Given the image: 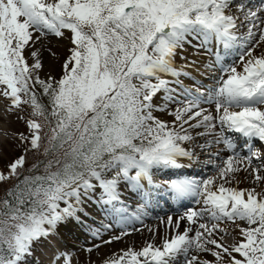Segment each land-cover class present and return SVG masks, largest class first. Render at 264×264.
Listing matches in <instances>:
<instances>
[{
	"label": "snow or ice",
	"instance_id": "snow-or-ice-1",
	"mask_svg": "<svg viewBox=\"0 0 264 264\" xmlns=\"http://www.w3.org/2000/svg\"><path fill=\"white\" fill-rule=\"evenodd\" d=\"M46 36L71 45L59 79L41 76L34 45ZM185 45L214 58L204 65L219 72L212 85L187 71L196 61L181 54ZM178 54L186 61L179 67ZM0 96L26 125L3 132L20 155L0 170V184L15 180L0 197V264H36V246L57 240L61 227L99 238L115 224L120 234L102 242L120 241L141 231L129 226L143 224L145 208L161 200L199 207L161 218L159 245V228L148 229L152 241L104 264H264V192L231 186L242 170L264 183L252 143H264V0H0ZM25 106L33 118L19 115ZM226 132L244 138L240 151ZM206 136L231 155L214 176L180 174L191 166L182 161L195 158L185 145ZM29 153L38 156L31 166ZM168 170L174 178L154 179ZM126 190L142 201L134 211ZM93 211L111 222L93 227ZM229 223L241 236L232 245L224 242ZM73 255L56 248L51 264H72Z\"/></svg>",
	"mask_w": 264,
	"mask_h": 264
},
{
	"label": "rangeland",
	"instance_id": "rangeland-1",
	"mask_svg": "<svg viewBox=\"0 0 264 264\" xmlns=\"http://www.w3.org/2000/svg\"><path fill=\"white\" fill-rule=\"evenodd\" d=\"M36 35H39V33H36ZM193 43H196V41H193ZM69 47H71V45L68 40L58 39L53 36L42 37L41 41L34 45V48H39L41 50L42 62L44 64V67L41 70L42 78H45L48 74L55 76L57 79L60 78L61 63L67 56ZM49 48L57 54L56 57L51 56L48 51ZM31 50L32 49H27L26 52H30ZM199 53L200 54H197L191 46L185 45V50L181 54L187 57V61H196L195 65L189 67L187 71H189L193 77L197 78L198 81H200L204 85H212L214 83L213 77L218 76L219 72H210L207 68L204 67V65L211 62L214 58L206 54L203 49H201ZM181 54H178L176 57V65L178 67L186 63L185 60L180 59ZM201 58H203V60ZM31 62L32 61L29 60V63ZM238 71H242V65L238 67ZM181 79H183L185 86H194L193 80L184 77H182ZM161 96H163V93L158 94V96L156 97V100L158 102L160 101ZM3 105L4 111H6V109L10 105V101L4 98L3 96H0V106ZM211 110L214 112V105L212 106ZM30 112L31 109L25 106V111L19 113V115H23L25 118H33L30 116ZM4 113L6 114H2L0 117V127H4V132L6 130L9 133L26 131V125L24 120H18L16 112ZM154 115L158 116L160 119L167 121H171L173 119V117L169 116L167 113L156 112L154 113ZM200 131H203V129H200ZM217 131H219V127L217 128ZM225 135L231 136L233 138L234 142L237 145V151H240L241 145L245 143L244 138H242L240 134L233 132H226ZM206 141L211 142L210 146L201 148L200 145L205 144L204 142ZM214 141V136H206L200 138L197 137L194 143L186 144L185 147L189 148L195 153V158L192 161L183 160L182 163L190 164L191 166L178 170L179 173L183 175L193 176L197 179H204L209 176H214L216 174L215 165L220 164L223 159H225L228 155H231V153L224 148L223 144H217ZM16 143L18 142L14 143L8 140L3 135V131H0V147L3 148L4 153L3 156H0V170L7 171L6 165L12 162V160H14L20 155V150L16 147ZM252 143L254 145V148L260 151L261 159L264 160V143H261L258 140H253ZM37 158L38 156L36 154L29 153L27 157L28 166H31V164L34 163ZM255 164L256 161L254 160L253 166H255ZM174 175L175 173L172 170H168L162 174L155 175L154 179L157 181H162L165 179L174 178ZM235 175L236 180H238L239 183L237 184L234 181L231 186L241 187L245 185L247 178L253 179V176H251L249 172L243 170L236 173ZM14 183L15 180H12L5 184H0V197H3L5 194V190L11 187ZM256 184L257 183L254 181L248 186L250 188H256L257 192L264 191V183H260L257 185ZM124 198L126 200V203L130 206V211H134L139 206V204L142 203V201L139 200V197L136 196L135 193H132L127 190L125 191ZM188 206L199 207L198 205L191 204V202L189 201L177 204L176 202L171 200H169L167 203H165L164 200H161L159 206L155 205V202H153L151 206L145 208L147 215L143 217V224L137 222L134 225L129 226L130 228L135 227L141 229V231H132L130 235L123 237L127 239V248L131 247L135 250H140L143 246H145L146 242L153 240L152 233L149 232L148 229H156L157 227H160L161 229L159 228V234L155 236L154 242L159 245L161 243V238L166 234L164 226H160L161 218L166 220L167 216L171 215L173 216V219H176L186 210V207ZM87 207L89 209H94L95 205L89 204ZM92 215L94 217L95 222L93 223V221L90 220L89 223H93V227L100 228L101 222H103L104 224H108L111 222L109 219L104 218L103 216L97 214L94 211L92 212ZM237 224L241 226L242 221H237ZM184 226L185 225L182 223L181 231H183ZM227 227L229 229L230 234L224 236V242L228 245L238 243L241 239L239 228L236 226V224L231 223L227 224ZM143 231L145 233H143ZM119 234L120 229L116 227L115 224H113L112 228L108 230H104L103 228H101V236L99 238H94L78 228L61 227L58 233L57 240H53L51 244L45 241L36 246L32 260L35 261L36 264H51L53 259V253L56 248H59L63 251H72L74 253L72 258V264H104L105 260L113 257L114 254H118L119 250L111 251L110 248L108 249V246L112 247L113 245L111 246V243L104 244L102 241L108 240L112 235ZM130 237L132 240L130 239ZM114 242L118 241H113L112 243ZM99 243H102V245H100L99 248H94L93 251L90 253L84 250L85 247H92L93 245ZM107 249L110 251L108 253L109 255L106 254ZM206 255H208L206 257L208 260L214 259L210 254ZM236 255L239 258L238 254Z\"/></svg>",
	"mask_w": 264,
	"mask_h": 264
},
{
	"label": "bare ground",
	"instance_id": "bare-ground-1",
	"mask_svg": "<svg viewBox=\"0 0 264 264\" xmlns=\"http://www.w3.org/2000/svg\"><path fill=\"white\" fill-rule=\"evenodd\" d=\"M200 54V53H199ZM202 60H203V58H201ZM206 61V60H205ZM204 61V62H205ZM201 62V61H200ZM207 70V69H206ZM197 79V78H196ZM198 80V79H197ZM3 103V102H2ZM4 105L3 106H0V117H1V115L2 114H6V113H4V112H7V111H4ZM12 116H13V114H12ZM5 117V116H4ZM3 119V118H2ZM5 119V118H4ZM4 127L2 128V127H0V131H3L4 132ZM7 131V130H6ZM239 137V136H238ZM200 138V137H199ZM205 143V142H204ZM197 145H198V143H197ZM252 176V175H251ZM243 177H245V176H243ZM249 177V176H248ZM253 178V177H252ZM252 182H254V180L253 179H249V178H247L246 179V182H245V185H243V186H241V187H239V188H241V189H248V188H250L248 185L249 184H251ZM257 185V184H256ZM263 186V185H262ZM238 187V186H237ZM260 192V191H259ZM262 192H264V191H262ZM145 221V220H144ZM162 224L160 223V226H161ZM157 226V225H156ZM247 225H246V223L245 222H243L242 221V225L240 226V227H246ZM163 227V226H162ZM150 228V227H149ZM160 228V227H159ZM161 229V228H160ZM182 230V229H181ZM138 232V231H137ZM162 232V231H161ZM143 233H145L144 231H143ZM143 233H142V235H143ZM135 234V233H134ZM163 234V233H162ZM140 235V234H139ZM149 235V234H148ZM146 236V235H145ZM136 238V237H135ZM130 239H131V237H130ZM127 239L126 238H123L122 240H120V241H118V242H114V243H111V246L113 247V249H112V247H110V246H108V249L110 248L111 249V251H113V250H116V251H118L119 253L118 254H120V252H121V250H127L128 248H127V241H126ZM132 240V239H131ZM140 244V243H139ZM141 247V246H140ZM136 248V247H135ZM106 250V254H108L110 251L109 250ZM192 254H195V253H192ZM109 255V254H108ZM107 255V256H108ZM208 255H206V254H204L203 255V258H205V259H207L206 257H207Z\"/></svg>",
	"mask_w": 264,
	"mask_h": 264
},
{
	"label": "trees",
	"instance_id": "trees-1",
	"mask_svg": "<svg viewBox=\"0 0 264 264\" xmlns=\"http://www.w3.org/2000/svg\"><path fill=\"white\" fill-rule=\"evenodd\" d=\"M43 100H44L45 103L47 102V98H46V97H44ZM25 174H26V173H25Z\"/></svg>",
	"mask_w": 264,
	"mask_h": 264
}]
</instances>
